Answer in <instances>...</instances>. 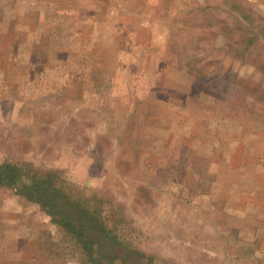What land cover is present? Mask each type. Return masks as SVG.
<instances>
[{
  "label": "rangeland",
  "instance_id": "374dc122",
  "mask_svg": "<svg viewBox=\"0 0 264 264\" xmlns=\"http://www.w3.org/2000/svg\"><path fill=\"white\" fill-rule=\"evenodd\" d=\"M0 264H264V0H0Z\"/></svg>",
  "mask_w": 264,
  "mask_h": 264
},
{
  "label": "trees",
  "instance_id": "16d2710c",
  "mask_svg": "<svg viewBox=\"0 0 264 264\" xmlns=\"http://www.w3.org/2000/svg\"><path fill=\"white\" fill-rule=\"evenodd\" d=\"M3 174H5L4 172H3ZM1 176L3 177V175L1 174ZM13 181H16L17 180V177L15 178V176L13 175ZM19 183V182H18ZM34 187L35 188H37L36 190H38L39 188H38V185L37 184H35L34 185ZM30 189H32L33 190V188L31 187ZM38 198H39V196H38ZM71 218H69V220H70ZM70 224V221H68V225ZM71 227V226H70Z\"/></svg>",
  "mask_w": 264,
  "mask_h": 264
}]
</instances>
